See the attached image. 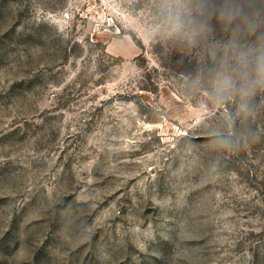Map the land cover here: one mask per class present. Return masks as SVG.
Masks as SVG:
<instances>
[{
  "label": "rangeland",
  "instance_id": "obj_1",
  "mask_svg": "<svg viewBox=\"0 0 264 264\" xmlns=\"http://www.w3.org/2000/svg\"><path fill=\"white\" fill-rule=\"evenodd\" d=\"M252 2L0 0V264H264V86L213 96Z\"/></svg>",
  "mask_w": 264,
  "mask_h": 264
},
{
  "label": "clouds",
  "instance_id": "obj_2",
  "mask_svg": "<svg viewBox=\"0 0 264 264\" xmlns=\"http://www.w3.org/2000/svg\"><path fill=\"white\" fill-rule=\"evenodd\" d=\"M254 12L252 0H194L184 15L178 14L173 18L174 27L177 31L188 29L192 36L190 42L193 44L198 33L211 31L209 22L213 18L229 25L235 23L233 31L238 36L251 35L256 32L253 23ZM225 47L236 48L235 58L243 72V82L237 87L231 74L219 71L213 96L220 102L236 92L245 98L250 97L257 86H264V35L257 36L255 42ZM241 107L248 109L247 102Z\"/></svg>",
  "mask_w": 264,
  "mask_h": 264
}]
</instances>
